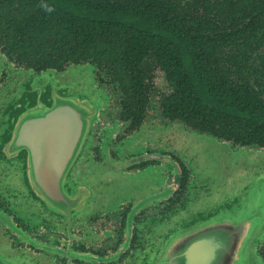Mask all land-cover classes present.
<instances>
[{"label":"flooded vegetation","instance_id":"1","mask_svg":"<svg viewBox=\"0 0 264 264\" xmlns=\"http://www.w3.org/2000/svg\"><path fill=\"white\" fill-rule=\"evenodd\" d=\"M204 1L214 0H46L49 5L59 6L62 11L59 20L74 21L71 26L74 28L61 29L62 39L53 40L46 53L27 59L20 58L14 44L7 43V29L0 20V89L8 80L15 83L12 94H8L9 103L2 101L4 96L0 98V120L9 115L10 123V184L4 185L0 180V252L2 247L12 264H153L152 255L167 235L170 241L176 240L174 236L184 235L186 245L192 247L191 253L209 252L210 238L218 243L224 241L229 231L226 229L235 225L226 219L230 214L235 218L236 209L227 205L229 197L222 196L194 210L190 205L194 198L191 194L193 190L198 192L204 183L194 181L191 161L183 152L192 150L191 134L226 142L232 148L262 151L264 148L257 146L253 134L252 143L243 144L239 128L236 135L226 138L218 124L194 117L200 112L199 108L193 110L191 96L206 109L211 107L240 116V109L237 113L222 109V105L244 107L237 101L238 96L234 101L224 97L217 100L216 95L206 93L208 84L204 86L197 79L193 87L185 88L187 99L175 103L171 96L176 90V79H170L167 67L152 55L150 59L140 57V38L151 31H159L165 39L183 44V36L193 31L188 28L177 31L176 20L185 17V23L189 24L192 18L204 17L202 9H195ZM25 2L0 0V6L11 4L13 8L21 7L20 12L28 10L33 14L35 0ZM178 2L189 10L194 8V13L187 9L176 12ZM229 2L226 0L225 4ZM46 14L36 7V18L43 19ZM70 33L85 38L78 41L66 38ZM105 37L114 41V45L122 44L109 49L101 47ZM65 46L74 49L73 55L71 51L65 53ZM239 46V41L231 42L232 54L257 67L264 84V42H253L243 59ZM86 48L88 54L80 58L79 52ZM114 51L138 52L121 59L111 54L102 57L103 52ZM161 58L166 63L162 55ZM76 65L92 70L95 84L104 96L88 143L76 152L75 147L68 151L53 149L51 146L56 142L49 141V125L42 135L33 133L39 128L26 125L28 132L23 137L24 121L39 112L34 108L37 98L40 97L41 105H48L43 101L47 93L33 91V75L47 70L60 72ZM24 71H29L30 77L21 80ZM199 89L202 91L197 92ZM249 108L243 110V116L247 115L255 125V101ZM4 143L0 141V149ZM65 154L73 159L64 172L61 164ZM5 170L2 168L0 173L4 175ZM144 187L152 192V198L140 202V188ZM49 188L52 192L56 190L57 197L45 193ZM63 200H69L70 204L65 205ZM257 251L264 264V238ZM177 252L174 249L173 259Z\"/></svg>","mask_w":264,"mask_h":264},{"label":"trees","instance_id":"2","mask_svg":"<svg viewBox=\"0 0 264 264\" xmlns=\"http://www.w3.org/2000/svg\"><path fill=\"white\" fill-rule=\"evenodd\" d=\"M35 2L38 5L40 0H35ZM225 2L226 0L224 3L214 0L211 3L207 1L202 4L199 3L197 7L194 5L196 10L202 9L201 12H203L204 17L192 18L189 20V24L185 23L187 21L185 17H178L175 26L177 31L181 32L185 28H188V31H193V34L186 33L183 36L185 41L181 45L178 41L165 39L159 31H151V34L141 37L140 57L150 59L152 55L154 59L167 67L166 70L169 72L170 79L172 77L174 81L176 79V90L171 96V101L174 100L175 103L184 102V99H187L185 88L193 87V82L197 79H199L198 82L202 80L204 86L206 83L208 84L206 93L216 95L217 100L219 97H224L226 100L234 101L235 97L238 96L237 101H240L244 107L222 105V109L233 113H237V110L240 109V116L231 115L211 107L206 109L197 98L191 96L193 110L199 108L200 112L194 117L207 119L218 124L226 138L230 135H236L239 128V140L243 144L252 143L251 135L253 134L257 146L264 148V84L258 77V68L249 64V60L237 59L232 54L230 47L233 40L239 41V55L243 59L247 56L245 53L251 50L253 42L257 44L264 42L262 40L264 39V0H230L227 4ZM24 3H26L25 0H22V4ZM36 5L32 8L33 14L29 13L28 10L20 12L21 7L13 8L11 4L0 6L1 24L3 28L7 29L6 36L9 39L7 43L16 46L22 59L46 53L48 45L53 40L63 38L61 29L72 31L74 28L71 27L74 21L59 20L62 11L57 5H50L54 11L52 13L46 12L47 14L43 15V19L36 18L34 16ZM175 7L176 12H183L187 9L194 13V8L189 10L187 5L179 2ZM38 9L40 11L39 7ZM84 23L87 24V21ZM76 29L79 30L80 28L77 27ZM70 34H67L66 38L76 41L85 38L82 34L79 36ZM46 35L50 36L51 40ZM102 42L101 47L107 49L122 44L121 42L114 45V41L108 37L102 38ZM131 44L135 45L134 42ZM227 46H229L228 50L226 49ZM71 49L65 46V53L70 54L71 51V55H73L74 49ZM85 50L79 52L80 58L88 54L89 49L86 48ZM136 52L138 51L103 52L102 57L111 54V56L121 59ZM161 55L166 63L162 62ZM74 57L76 58V56ZM194 85L200 87L199 84ZM201 91L199 89L197 92ZM254 101L256 103V122L255 125H252L247 115L244 118L243 110L248 111L249 105ZM179 107L183 108V106Z\"/></svg>","mask_w":264,"mask_h":264},{"label":"water","instance_id":"3","mask_svg":"<svg viewBox=\"0 0 264 264\" xmlns=\"http://www.w3.org/2000/svg\"><path fill=\"white\" fill-rule=\"evenodd\" d=\"M67 70L70 72L69 75H79L81 80L84 81V83L81 82L79 88L72 86V84H69V87L58 84L49 71L43 74L33 75L32 89L39 94L41 91L47 93L48 96L43 101L48 102V105H41L39 102L41 101L40 97L37 98L38 104L34 108L39 112L35 113L33 118L24 121L21 135L25 137L26 132H28L25 129L26 125L33 126L35 129L39 128L33 131V133L39 135L44 134L46 132L44 128L49 125V141L56 142V145L51 146V148L68 151L73 150L75 147L76 152V149H82L88 143L91 126L97 119L102 102L99 99L91 97L93 91L96 90L91 69H89L90 73L88 77L85 72L89 70H84L82 66L71 67ZM25 73H27L26 78H29L30 72L25 71ZM86 83L90 86L89 92L83 91L80 88ZM29 86L27 85L25 88L28 89ZM63 88L66 90L64 91ZM5 95L2 101L9 103L10 99L8 94ZM42 109L43 114L41 115ZM9 127V115L3 116L2 120H0V141H5V143L2 149H0V171L2 168L6 170L4 175L0 173V180L4 185L9 183ZM245 149L241 147L239 151L247 152L256 160V170L260 174L258 179L255 180V186L250 187L249 185L243 190V194L246 196V202L241 203L240 206H248L249 195L247 191H251L253 194L261 196L260 202H256V208L253 207L252 210L247 211L246 207L237 206V198L229 197V204L227 205L234 207L236 214L235 218L230 214V217L226 220L235 222V225L233 223L230 228L226 229V231H229L226 232L223 242L218 243L210 238L209 246H211V250L209 252L200 251V253H196L192 251L191 253L192 247L191 245H186L184 235L174 236L176 240L173 241H170L169 235H167L158 243V247L154 251V255H152L153 264H263L257 251V245L264 238V151L253 149H247L246 151ZM229 152L231 153V151ZM229 152L227 151L226 157L230 154ZM69 156V154H65L64 164H61L64 165L62 166V168L64 167V172L67 163L73 159V156ZM45 193H48V196L51 198L57 197L56 190L52 192L49 188L45 190ZM59 197L61 198L62 196L59 194ZM241 199L243 201L244 198L241 197ZM63 203L65 205L70 204L69 200H63ZM218 244L219 250L216 251ZM193 248H195V245H193ZM174 249H178V252L174 254L173 259L172 253ZM155 252L158 254L155 255ZM0 264H12L2 247Z\"/></svg>","mask_w":264,"mask_h":264},{"label":"rangeland","instance_id":"4","mask_svg":"<svg viewBox=\"0 0 264 264\" xmlns=\"http://www.w3.org/2000/svg\"><path fill=\"white\" fill-rule=\"evenodd\" d=\"M76 66H82L84 70L90 69L89 67L84 65H76ZM71 67L74 68L75 66H71ZM66 69L60 72L55 70H47L42 72L41 74L49 71L53 76V78L56 79L58 84L64 85L65 87H69V84H72V86H76L79 88L81 82L84 83V81L81 80V77L79 75L77 76H75V74L69 75L70 72L68 70L66 71ZM85 73L86 76L88 77L90 70L86 71ZM26 75L27 73H25V71L21 72L20 79L22 80L23 78H26ZM16 81L19 80L17 79ZM14 87H15L14 81L8 80L0 89V98L6 96L4 94H10V93L12 94ZM80 88H82L83 91H87V92L90 91V86L88 85V83L83 84ZM63 90L65 91L66 89L63 88ZM91 97L94 99L101 100L102 102L101 107H103L104 104L103 95H101L97 85H96V90L93 91ZM191 135L193 136L192 140L190 141L192 150L183 153L185 157H187L191 161L194 181L200 180L201 182L204 183L203 184L204 186L200 188L198 192L195 193L196 190H193L191 194L192 198L194 195V198L191 200L190 205L194 208V210L195 208L204 207L215 200L222 199V196H224V198H228V197L237 198L238 201L237 206H240L241 203L246 202V196L243 194V190L249 185L250 187L255 186V180L258 179V176L260 174V172L257 173L256 170L257 169L256 160L247 152L245 151L240 152L239 150H241V148H232L226 142L220 143L214 138L205 135H199V134H191ZM245 150L247 151V149ZM227 151L228 152L231 151V153L229 152L230 154L226 157ZM140 183H141V177H140ZM9 184L10 182L5 185H9ZM247 192L249 195L248 196L249 204L248 206L242 205L240 207H246L247 211H250L253 209V207L256 206V202L257 203L260 202L261 196L258 194L255 195L251 191H247ZM112 195H115V193H113ZM241 197L244 198L243 201H241L242 200ZM151 198H152V192L147 187L140 188V202L150 200ZM193 208L190 210L191 213L194 212ZM181 212L183 217V214L185 215V210L183 209Z\"/></svg>","mask_w":264,"mask_h":264},{"label":"clouds","instance_id":"5","mask_svg":"<svg viewBox=\"0 0 264 264\" xmlns=\"http://www.w3.org/2000/svg\"><path fill=\"white\" fill-rule=\"evenodd\" d=\"M37 6L47 13H52L54 11V8L47 4L45 0H40V3Z\"/></svg>","mask_w":264,"mask_h":264}]
</instances>
